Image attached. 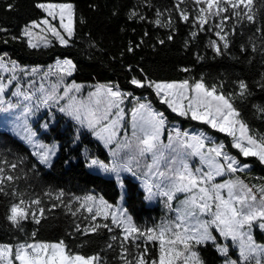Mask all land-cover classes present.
<instances>
[{"label":"snow or ice","instance_id":"obj_1","mask_svg":"<svg viewBox=\"0 0 264 264\" xmlns=\"http://www.w3.org/2000/svg\"><path fill=\"white\" fill-rule=\"evenodd\" d=\"M185 3L186 0H175L173 9L165 10L166 18L157 10L153 23L174 31V10L181 21L191 23L192 38L212 31L216 39H211L208 46L216 55H222L230 48V37L236 34L237 25L247 22L258 25L256 32L260 33V50L264 52V0H192V8L182 7ZM6 7L11 10L14 5ZM35 7L45 14L43 18L30 21L19 36L11 39L26 40L33 49L47 48L53 40L69 46L77 31L76 5L68 0H39ZM137 15L133 11L129 19ZM139 18L145 19L142 15ZM232 21L235 23L229 26ZM7 32L0 27V33ZM167 39L171 41L173 35L170 33ZM143 42H129L127 52H134ZM158 43L163 45L165 40ZM252 49L256 51L255 44ZM7 57V53L0 55V70L9 73L7 77L0 75V111L23 108L15 130L31 146L30 154L36 160L31 171L37 173L38 166H52L57 144L41 140L30 118L41 108H55L78 125L77 132L86 128L109 149V163L92 157L88 166L114 174L122 191L119 203L103 195L66 194L63 189L45 191L47 204L39 195L26 198V193L13 187L20 178L14 173L26 157L9 159L11 150H0V195L13 198L5 219L21 234L0 242V264H110L102 252H84L79 250L83 245L73 247L66 238L105 231L110 234L106 248L115 251L118 246L113 257L116 264H213L203 255V249L209 247L218 254L219 264H264V183L254 185L238 175L251 167L240 157L255 158L264 165V132L252 128L236 103L238 98L246 99L252 94L245 80H238L233 92L226 91L222 81L209 84L203 76L156 79L139 68V74L132 75L129 84L147 94L136 96L118 82L108 81L88 85L91 90L85 97L82 90L86 85L75 80L65 82L77 70L72 59H57L55 65H49L37 86L32 77L41 73L39 67L21 68ZM128 71H133L132 65H128ZM181 71L187 73L190 69L184 67ZM24 77L28 79L21 83ZM49 77L56 79L46 86ZM261 77L264 79V73ZM260 87L264 90V84ZM149 94H154L171 113L230 138V146L238 155H233L223 140L217 142L203 130L182 129L170 123ZM12 98L22 99L13 103ZM128 103L132 105L130 109ZM253 107L264 119V105ZM54 119L52 112L41 127L48 129ZM123 173L140 179L145 200L163 198L165 207L175 215L152 226L138 225L124 206L131 186L125 187ZM58 208L76 218L65 236L43 239L39 228L30 233L25 230V222L39 226Z\"/></svg>","mask_w":264,"mask_h":264},{"label":"trees","instance_id":"obj_2","mask_svg":"<svg viewBox=\"0 0 264 264\" xmlns=\"http://www.w3.org/2000/svg\"><path fill=\"white\" fill-rule=\"evenodd\" d=\"M39 0H0V27L8 29L7 33H0V55L7 53L11 60L19 65L30 63L33 67L47 66L55 59L70 58L77 65V70L71 77L66 78V83L75 80L86 87L82 95L87 96L91 90L88 85L97 82H118L126 91L133 92L136 96H143L145 90L137 89L129 84L132 75H138V69L143 68L152 78L156 79H199L203 76L207 83H224L226 91H236V82L245 80L251 95L246 99L238 98L236 103L244 118L253 129L264 132V119H261L254 105H264V90L260 85L264 84L261 74L264 73V52L261 48L260 33L256 32L258 25L247 22L237 25V32L230 37V48L222 55L216 53L208 46L211 39H216L212 31L200 32L196 38L190 36L193 30L191 23H185L179 19L174 10L171 13L174 31L170 28L156 26L153 21L157 18V10L164 12V18L168 16L166 9H173L175 0H68L76 5L77 31L69 46H62L53 40L51 46L45 48H30L26 40H12L11 36H19L22 28L32 20H40L45 15L42 10L35 7ZM52 2H65V0H52ZM13 4L14 8L7 9V4ZM182 7L192 8V0H186ZM135 11L138 15L129 19ZM144 16L141 20L139 17ZM235 23V21L230 22ZM35 31H39L38 29ZM145 32L148 33L145 36ZM173 39H167L169 34ZM141 47L134 52H127L129 42L140 43ZM165 40L163 45L159 40ZM7 41V43H5ZM188 41L186 44L185 42ZM256 45L253 51L252 45ZM244 46L242 50L241 46ZM124 53L121 56V53ZM203 57L199 59L198 57ZM115 58V59H113ZM128 65L133 66V71H128ZM187 67L189 72L181 71ZM154 106L165 112L170 123L178 124L182 129L196 127L216 136L218 141L223 140L228 145V150L233 155H238L236 149H232L230 138L222 133L209 128L196 121H191L171 113L166 106L161 105L154 94H149ZM129 103L127 104V107ZM78 125L63 113L55 112V119L46 130L38 129L40 139L46 143L59 142L63 150L64 170L58 172L45 166H38V172L33 173L31 166L36 163L31 156V150L21 141L12 136L8 131L0 128V150H11L9 159L16 155L26 157L24 164L17 170L20 178L13 187L26 193L28 196H42L45 203H49L43 193L48 189H63L66 194L83 196L86 194L102 193L112 203L118 201L120 190L112 179L91 174L84 170L81 164L88 162L89 158H98L109 162L111 154L100 141H98L86 128ZM79 137L76 139V137ZM75 140V143H73ZM114 146V145H113ZM251 167L249 172L256 175L258 181H264V165L255 158H243ZM27 173V175H25ZM227 178V177H226ZM126 187L131 186L126 196V207L133 215L134 220L140 226H152L163 218H171L175 213L169 212L165 207L163 198L153 205H149L144 199V191L138 180L125 177ZM11 196L0 195V242L9 241L21 234L5 219ZM76 219L58 208L49 214V218L37 226L33 222H25L24 228L31 232L39 228V237L43 239H55L65 236L72 230V221ZM106 231L100 235H88L66 237L73 246L83 245L79 250L84 252H102L110 261L116 264L113 257L119 249L109 250ZM205 258L219 264L218 254L209 248L203 249Z\"/></svg>","mask_w":264,"mask_h":264},{"label":"rangeland","instance_id":"obj_3","mask_svg":"<svg viewBox=\"0 0 264 264\" xmlns=\"http://www.w3.org/2000/svg\"><path fill=\"white\" fill-rule=\"evenodd\" d=\"M57 59H55V61L52 64H49V65H55V62H56ZM49 65H47V66H42V65L37 66V67H39L41 69V73L35 75L34 77H32L33 79H35L37 81V86H38V82L40 80V76H41L42 72L47 71ZM19 66L21 68H27L29 70L33 67L30 63H26L25 65H19ZM0 75H2L4 77H7L9 75V73H5V72H3V70H0ZM17 75H20L19 71L17 72ZM27 79H28V77H24L23 80L21 81V83H26ZM55 79H56V77H49L48 80L45 81L46 86L50 82L55 81ZM8 95L10 96L11 95V92H9ZM21 99L22 98H12L13 103H15L17 100H21ZM24 103H27V102H24ZM131 107H132V105H131V103H129L128 108L130 109ZM22 110H23V108L21 107L19 109H11L8 112H2V111H0V128H2L3 130L8 131L12 136H14L16 139H18L22 143H26L24 140L21 139V137L19 135H17L16 130H15V125L18 124V123H20V121L17 120V117L19 116V114H20V112ZM56 111L57 110L55 108H52V109L41 108V109H39L37 111V113H36L35 116H33V117L30 118V121L29 122L32 124V127L36 131L39 128L42 129V131L43 130H46V129L42 128L41 125L43 123H45L47 120H49L50 115H51L52 112H56ZM187 129H189V130H197V131L203 130V129L196 128V127H190V128H187ZM203 131H205V130H203ZM205 132L208 133L209 135H211V136H213V137L216 138L215 135H213V134H211V133H209L207 131H205ZM38 136H40L39 133H38ZM216 140H217V138H216ZM217 142H219V141L217 140ZM56 143L57 142H55V144ZM63 159H64V156H63L62 147H61V145H57V155L53 158V163H52V166L51 167L54 168V169H56V170H58V172H61V170H64ZM104 162L105 163H109L110 161L109 162L104 161ZM81 166L84 168V170L88 171L91 174L100 175L101 177L114 180L116 182V185H117L118 189L120 190V194H121V191L122 190H121L120 185H119L118 181L116 180L114 174L105 173L102 170H100L99 168H96L95 166L89 167L88 166V162L81 164ZM248 170L249 169L245 170V172H243V173H239L238 175H240L246 181H248V182H250L251 184H254V185H259L261 183H264V181H262V182L258 181L257 178H256V175L254 173H252V172H249ZM122 177H123L124 180H125V177H131L134 180H138L140 182V186H141V181H140V179L138 177H133L129 173H123L122 174ZM224 178L226 179V177H224ZM219 179L220 178H218V180ZM125 187H126V185H125ZM94 195L99 196V195H103V194L102 193H97V194H94ZM155 199H153L151 201H148V200H146V201H147V203L149 205H153V204H155ZM119 202H120V195H119L118 201L116 203H119ZM124 206L126 207L125 204H124Z\"/></svg>","mask_w":264,"mask_h":264},{"label":"crops","instance_id":"obj_4","mask_svg":"<svg viewBox=\"0 0 264 264\" xmlns=\"http://www.w3.org/2000/svg\"><path fill=\"white\" fill-rule=\"evenodd\" d=\"M31 151H32V149H31V146L30 145H28V144H26V143H24ZM57 145H60V143L59 142H57L56 143ZM45 167H47V166H45ZM48 169H50V170H53V168L52 167H47ZM159 198V197H158ZM158 198H156L155 199V202L158 200Z\"/></svg>","mask_w":264,"mask_h":264}]
</instances>
